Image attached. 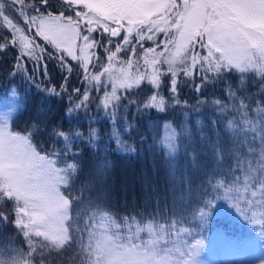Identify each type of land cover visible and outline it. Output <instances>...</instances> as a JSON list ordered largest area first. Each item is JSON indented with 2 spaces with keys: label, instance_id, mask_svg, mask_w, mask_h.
Masks as SVG:
<instances>
[{
  "label": "snow or ice",
  "instance_id": "6c2138e0",
  "mask_svg": "<svg viewBox=\"0 0 264 264\" xmlns=\"http://www.w3.org/2000/svg\"><path fill=\"white\" fill-rule=\"evenodd\" d=\"M0 21L17 101L0 113V264H198L184 225H207L206 185L231 200L214 177L264 203V0H0ZM105 136L150 168L118 176ZM117 185L145 212L120 215ZM249 222L264 250V218Z\"/></svg>",
  "mask_w": 264,
  "mask_h": 264
},
{
  "label": "rangeland",
  "instance_id": "374dc122",
  "mask_svg": "<svg viewBox=\"0 0 264 264\" xmlns=\"http://www.w3.org/2000/svg\"><path fill=\"white\" fill-rule=\"evenodd\" d=\"M11 97L10 94L0 106V113L7 112L12 107ZM234 191L237 194H243L244 198L247 196L251 198L249 202L251 211L249 213L240 212L234 203L227 204L219 199H213L214 206L209 209L211 214L203 230L197 227L198 221H193L190 225H184L185 227L196 228L198 232L196 238L203 240L200 255L196 258L198 264H260L258 257L261 255V251L264 250L259 249L258 237L250 231L253 224L249 220H261L259 216L264 214V203L260 201L257 203V198H253L251 193L241 191L239 187ZM167 222L170 223L171 220H167ZM179 227L178 225L177 230H179ZM185 238L190 239V237ZM247 239L257 241L256 246L247 248L240 243V241Z\"/></svg>",
  "mask_w": 264,
  "mask_h": 264
},
{
  "label": "trees",
  "instance_id": "16d2710c",
  "mask_svg": "<svg viewBox=\"0 0 264 264\" xmlns=\"http://www.w3.org/2000/svg\"><path fill=\"white\" fill-rule=\"evenodd\" d=\"M0 27H2V21H0ZM41 44H43V41H40ZM75 63V62H73ZM31 66V65H30ZM49 71H51L53 73L54 77H58L59 76V72L56 71L55 67L53 65H49ZM75 79V77H74ZM15 87H17L18 89V95L20 97H23L25 95V92L27 91V95L29 96H33V95H38L36 93V88L34 85L29 86L27 84H25V82L21 79V78H17L16 82H15ZM43 86V85H41ZM52 85H49V87H51ZM11 94V86L6 85V81L4 80H0V106H2L3 102H5L8 98V96H10ZM12 96V95H11ZM12 98V103L11 106H13L14 103H16V99ZM5 99V100H4ZM17 115H19L17 113ZM193 122L196 119V114L193 113L192 117ZM202 119H206V117H202ZM86 123V122H85ZM17 124L19 127H24V124L22 121H17ZM160 133L163 134V129H160ZM107 138L106 136L104 137V139L102 141H100V152L103 153L106 148H107ZM44 143H46V138L43 141ZM115 145L112 144L111 148H114ZM111 148H107V150L110 152V158L113 161L114 165H115V170H116V174L118 176H124V175H132L134 173H138L141 170L145 169V168H150L151 166V159L145 160V159H124L120 156L119 153L116 152H111ZM214 180H220V181H224L226 182V187L232 189V191L229 192V196L231 197V200H224V199H219L221 200V202H225L227 204H235V206H238L239 211L247 214V212L249 213L251 211V209L249 208V205H251L249 202L251 200V198L249 196L245 197L243 196V194H237L235 193L234 189H236L237 187H239V189L243 192L246 193H251L250 191H245V185H244V176H240L239 178V182L238 183H233L234 181V177L231 176H216L213 178ZM158 185L159 188L161 190L164 189L165 187V179L163 174L161 175L159 181H158ZM206 187H208L209 192L211 193L210 196H205L204 199H216L217 194L214 192H211V187L206 185ZM117 192L119 193V195L115 198V200L117 201V203L115 204V209L119 212L120 215H124L125 213L131 214L133 212V210L135 211V213L137 215H139L141 212H145L144 206H143V201L140 200L138 198V193H137V197L134 199L133 194H132V190L130 189L128 192V196L125 198L124 196V192L123 189L117 185ZM203 195L202 191H194V195H193V205L192 207L198 208L200 206V204L196 203L195 201L199 200L200 196ZM220 197L224 196V190L221 189L220 193H219ZM259 196V194H258ZM257 198V203L258 201H260L261 198L259 197ZM161 208H163V201L161 202ZM158 215L156 209L154 206L149 207L146 210V218H150L151 216H155ZM260 219L264 218L263 215L261 214ZM167 220H171V217H168ZM241 233V232H239ZM74 255L73 253H70L68 256H63V257H58L57 259V264H60V261L63 260L65 262V264H70L69 261V256Z\"/></svg>",
  "mask_w": 264,
  "mask_h": 264
}]
</instances>
